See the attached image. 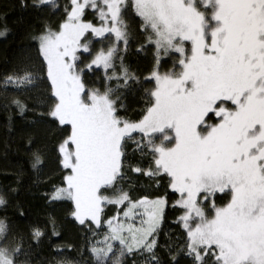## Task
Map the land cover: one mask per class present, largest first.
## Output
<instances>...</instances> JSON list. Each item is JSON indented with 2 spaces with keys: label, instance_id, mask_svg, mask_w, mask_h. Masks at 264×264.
Returning a JSON list of instances; mask_svg holds the SVG:
<instances>
[{
  "label": "snow or ice",
  "instance_id": "obj_1",
  "mask_svg": "<svg viewBox=\"0 0 264 264\" xmlns=\"http://www.w3.org/2000/svg\"><path fill=\"white\" fill-rule=\"evenodd\" d=\"M20 8L38 15L0 108L9 129L45 126L21 150L63 216L22 225L19 188L0 186V264H38L68 221L79 243H55V264H264V0Z\"/></svg>",
  "mask_w": 264,
  "mask_h": 264
},
{
  "label": "trees",
  "instance_id": "obj_2",
  "mask_svg": "<svg viewBox=\"0 0 264 264\" xmlns=\"http://www.w3.org/2000/svg\"><path fill=\"white\" fill-rule=\"evenodd\" d=\"M20 3L21 0H0V13H7V22L12 28L7 39L0 38V73L14 65L21 53V48L27 44L26 31L36 23L38 14L32 9H21ZM128 60L134 67L144 70L149 66L150 56H138L133 53ZM8 115L7 111L0 108V186L19 188L14 199L19 201L28 212L27 218H20L19 223L23 225L37 218L43 219L48 212L62 217L63 210L61 208H51L45 204L41 197L45 185L38 181L27 156L21 150L24 143L23 137L27 132H33L38 139L47 141L45 126L33 128L19 115H14L12 128L9 129ZM52 167L50 165L46 172L50 173ZM19 172H22L23 175L17 185V173ZM43 178L41 176L39 179ZM172 227L175 226L172 225ZM58 242L79 243L78 231L70 221L65 224L62 241L54 238L37 251L35 259L38 264H55L56 260L62 259L53 251V245Z\"/></svg>",
  "mask_w": 264,
  "mask_h": 264
}]
</instances>
